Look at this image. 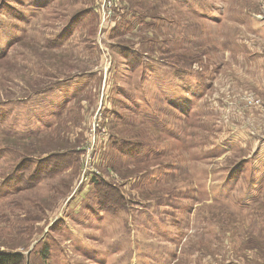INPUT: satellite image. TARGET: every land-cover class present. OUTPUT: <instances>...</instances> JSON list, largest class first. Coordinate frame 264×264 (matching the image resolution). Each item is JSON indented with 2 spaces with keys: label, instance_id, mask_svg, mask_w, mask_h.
I'll return each instance as SVG.
<instances>
[{
  "label": "rangeland",
  "instance_id": "obj_1",
  "mask_svg": "<svg viewBox=\"0 0 264 264\" xmlns=\"http://www.w3.org/2000/svg\"><path fill=\"white\" fill-rule=\"evenodd\" d=\"M262 75L264 0H0V252L264 264Z\"/></svg>",
  "mask_w": 264,
  "mask_h": 264
},
{
  "label": "trees",
  "instance_id": "obj_2",
  "mask_svg": "<svg viewBox=\"0 0 264 264\" xmlns=\"http://www.w3.org/2000/svg\"><path fill=\"white\" fill-rule=\"evenodd\" d=\"M61 43L62 41H60L59 38L57 39L56 37L52 41L53 46L54 45L59 46ZM133 62L135 63V65L137 64V61L135 59ZM237 172H238V169H237ZM231 176L233 175H230L229 177ZM40 178L42 177L36 176V181ZM97 188H98L97 194L99 196V200L101 204L117 205L118 207L123 206L122 200L117 195V193H114V195H112V193L115 192L113 188H110L109 186H104L102 188L97 186ZM111 190H113V192ZM21 258H22V255L18 253L11 254V253L0 252V264H18Z\"/></svg>",
  "mask_w": 264,
  "mask_h": 264
},
{
  "label": "crops",
  "instance_id": "obj_3",
  "mask_svg": "<svg viewBox=\"0 0 264 264\" xmlns=\"http://www.w3.org/2000/svg\"><path fill=\"white\" fill-rule=\"evenodd\" d=\"M263 76V75H262ZM264 77V76H263ZM235 131H237L238 132V137H240L242 140H245V133L244 132H240V131H238L237 129H234ZM233 133H235V132H233ZM264 140V139H263ZM264 145V144H263Z\"/></svg>",
  "mask_w": 264,
  "mask_h": 264
}]
</instances>
